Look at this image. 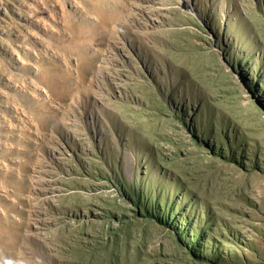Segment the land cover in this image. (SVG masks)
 <instances>
[{
  "label": "rangeland",
  "instance_id": "obj_1",
  "mask_svg": "<svg viewBox=\"0 0 264 264\" xmlns=\"http://www.w3.org/2000/svg\"><path fill=\"white\" fill-rule=\"evenodd\" d=\"M0 264H264V0H0Z\"/></svg>",
  "mask_w": 264,
  "mask_h": 264
}]
</instances>
